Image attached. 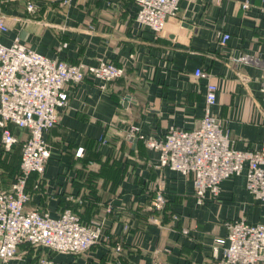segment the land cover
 Masks as SVG:
<instances>
[{
	"label": "crops",
	"instance_id": "obj_1",
	"mask_svg": "<svg viewBox=\"0 0 264 264\" xmlns=\"http://www.w3.org/2000/svg\"><path fill=\"white\" fill-rule=\"evenodd\" d=\"M25 1L1 0L8 28L0 35L3 44L19 41L72 64L107 59L124 69L105 89L90 76L67 84V105L46 133L50 158L38 187V175L29 178L26 208L52 217L70 208L85 222L104 220L99 244L52 258L61 264H218L212 247L225 236V223L240 217L263 223L264 200L247 192L242 173L223 180L217 198L207 195L197 204L191 178L158 166L157 153L129 130L136 126L142 137L161 139L171 125L199 126L207 81L193 75L199 67L218 86L213 113L234 147L258 148L264 140L262 70L239 58L264 63V0H249L247 8L243 0H179L177 16L156 35L135 24L133 0H32L33 12ZM222 33L230 35L225 45L218 43ZM10 129L20 141L27 136ZM19 159L20 144L0 154V190L13 181ZM157 191L165 198L161 211L152 205ZM35 257L22 244L7 264H35Z\"/></svg>",
	"mask_w": 264,
	"mask_h": 264
},
{
	"label": "built area",
	"instance_id": "obj_2",
	"mask_svg": "<svg viewBox=\"0 0 264 264\" xmlns=\"http://www.w3.org/2000/svg\"><path fill=\"white\" fill-rule=\"evenodd\" d=\"M70 1L64 0V3ZM133 2L135 24L155 35L164 29L168 18L177 16L179 10V0ZM248 4L249 0H243L242 7L247 8ZM25 5L28 12L36 9L32 0H26ZM7 29L4 15L0 14V35ZM229 39L228 33H222L218 43L225 45ZM239 60L260 66L259 92L264 101V63L248 55ZM123 74L122 67L107 59H99L96 65L72 64L45 56L19 41L10 45L0 41V154L10 150L17 141L9 124L29 131L22 145L19 172L8 188L0 190V264L14 259L22 244H28L35 252L78 254L102 240L103 218L85 222L70 208L62 210L57 217L46 210L27 209L30 192L26 183L31 174L38 175L36 187L42 183V174L50 158L46 133L58 122L59 110L67 105L65 86L90 76L99 80L100 88L105 89L108 82ZM193 75L207 80L199 126L188 130L171 125L161 139L144 138L138 134V127L131 126L130 136L138 135L157 153L158 166L190 177L199 205L205 202L207 195L213 199L218 197L223 180L242 173L247 192L256 200H264V140L256 149L235 148L228 129L213 113L217 84L202 68H195ZM99 143H106V139L100 137ZM80 152L78 149L77 153ZM164 204L162 192H155L153 208L161 211ZM109 211L108 206L106 212ZM150 222L162 225L156 218H150ZM225 228V236L216 238L212 247L214 256L219 255L218 264H264V222L251 224L240 217L226 222ZM121 249V243L114 245L115 251ZM35 264L61 263L42 253Z\"/></svg>",
	"mask_w": 264,
	"mask_h": 264
},
{
	"label": "trees",
	"instance_id": "obj_3",
	"mask_svg": "<svg viewBox=\"0 0 264 264\" xmlns=\"http://www.w3.org/2000/svg\"><path fill=\"white\" fill-rule=\"evenodd\" d=\"M11 126H15V127H17V128H20V127H18V126H16V125H14V124H9L8 125V127H11ZM20 129H24V130H26V132H27V136L24 138V139H22L21 141L17 138V141L12 145V147H11V149L14 147V146H16V145H18V144H20V159H21V152H22V145H23V142L27 139V137L29 136V131L26 129V128H20ZM10 149V150H11ZM9 150V151H10ZM8 152V151H7ZM20 159H19V164H20ZM18 172H19V167H18V170H17V172H16V174H15V176L18 174ZM33 174H31V176H32ZM15 176H14V178H15ZM30 176V177H31ZM29 177V178H30ZM14 178H13V180H14ZM28 181H29V179L27 180V183H26V189H27V184H28ZM24 246L26 245L29 249H31V250H33V248H31L28 244H23ZM34 251V250H33ZM35 252V251H34ZM44 254V255H47L48 257H53V252H50V251H47V250H44V251H36L35 252V255H36V257H35V263H36V259H37V257L40 255V254Z\"/></svg>",
	"mask_w": 264,
	"mask_h": 264
},
{
	"label": "water",
	"instance_id": "obj_4",
	"mask_svg": "<svg viewBox=\"0 0 264 264\" xmlns=\"http://www.w3.org/2000/svg\"><path fill=\"white\" fill-rule=\"evenodd\" d=\"M132 139H133V138H132ZM133 140H134V141H136V139H135V138H134Z\"/></svg>",
	"mask_w": 264,
	"mask_h": 264
}]
</instances>
